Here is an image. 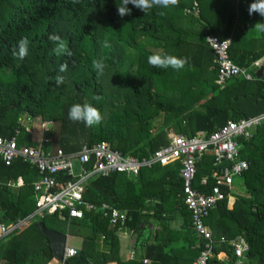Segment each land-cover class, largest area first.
I'll return each mask as SVG.
<instances>
[{
  "label": "trees",
  "instance_id": "1",
  "mask_svg": "<svg viewBox=\"0 0 264 264\" xmlns=\"http://www.w3.org/2000/svg\"><path fill=\"white\" fill-rule=\"evenodd\" d=\"M119 2L0 0L1 138L10 139L19 130L17 145L35 146L33 125L40 119L51 123L46 149L52 154L59 150L74 154L84 146L104 141L124 155L143 158L169 143L166 132L152 126L161 110L169 109L165 115L171 119L165 121L172 120L173 131L187 137L200 131L213 133L229 120L264 113V79H233L218 88L214 83L217 75V67L212 63L214 54L205 43L207 35L220 39L231 37L230 57L241 68L264 57V32H261V46L256 47V39L245 37L236 23V10L242 12L245 22L264 23V17L258 13L249 15L253 0H238L235 7L229 0H178L176 5L167 8L153 7L147 14L129 4L131 14L124 17L117 12ZM161 12L164 15H160ZM194 22H199L203 30L202 34L197 32L199 42L189 40L191 32L187 26ZM235 29L239 33L233 36ZM50 35H59L67 43L71 57L54 54L56 44L49 40ZM23 37L29 40L28 55L20 59L13 55V50L18 51V41ZM153 54L187 57L188 63L179 71L153 67L148 63V57ZM101 58L106 68L104 74L98 76L92 62ZM207 59L209 64L205 62ZM64 63L68 64V70L61 73L59 68ZM204 74L211 81V89L202 93L212 95L197 109L184 113L190 106H179L177 102L174 104L177 108H170L168 98L164 99L165 103L162 101L169 76L192 75L189 77L192 78ZM57 75L65 78L63 84L57 85ZM181 96L185 98L186 94ZM192 96L200 99L198 92ZM86 102L96 107L103 117L101 123L93 127L69 119L71 106ZM237 142L241 146L240 159L248 164L241 177L244 191L235 193L217 183L212 177L215 168L211 155H205L197 163L193 188L202 194L209 193L216 185L223 190L224 200L210 211L204 223L214 239L242 237L248 251L238 263L229 245L218 244L214 247L215 256L207 264H264V127H257L249 138H239ZM84 168L88 170L91 165ZM179 169L177 163L142 169L139 183L121 174L90 179L83 199L93 205L92 209L81 208V216L70 220L65 214L64 218L57 214L34 218L0 240V264H48L54 259L50 242L41 233L39 223L58 233L70 231L82 236L81 248L67 264H94L98 257L94 251L95 240L101 235L109 247V253L99 255L101 264L112 260H119L118 264H138L119 259L116 232L123 227L134 232L143 229L141 225L149 216L146 201L158 202L153 207L152 217L164 221L167 219L162 215L171 210L167 204L181 203L179 211L185 219L183 234L189 241L183 248L189 255L188 262H181L192 264L202 242H197L191 234V214L179 198L182 188ZM145 177L149 184H145ZM18 178L23 182L20 187L15 190L7 187L9 181L16 183ZM38 178L36 169L21 159L9 166L0 159V223L11 224L34 213L33 185ZM203 178L206 183L201 185ZM229 195L235 198L231 208L228 207ZM108 209L124 210L125 221L112 225L105 215ZM154 241L152 252L146 251L150 259L160 264H180L176 256L180 247L165 251L168 243H161L159 235ZM192 246L195 247L190 249ZM221 251L227 252L226 261L216 258Z\"/></svg>",
  "mask_w": 264,
  "mask_h": 264
},
{
  "label": "built area",
  "instance_id": "2",
  "mask_svg": "<svg viewBox=\"0 0 264 264\" xmlns=\"http://www.w3.org/2000/svg\"><path fill=\"white\" fill-rule=\"evenodd\" d=\"M205 43L214 54L217 67L215 84L222 87L231 79L252 80V74L245 68L237 66L230 57V38L220 39L214 35H207ZM23 124V122H22ZM50 122L44 121L40 125L43 133L49 134ZM25 126V125H24ZM257 127H264V113L256 116L229 120L213 133L203 131L187 137L185 135H169V143L158 148L148 157L138 158L124 155L114 149L107 142H100L91 147L84 146L79 152L67 154L59 150L52 154L46 149L48 138H41L37 146L17 145L19 130L10 138L0 137V159L9 166L16 159L34 167L38 173V180L34 183L35 211L33 216L59 215L74 219L81 216V208L92 209V205L84 202L83 193L90 179L108 177L121 174L128 178H135L142 169H151L155 165L167 167L179 164V178L182 188L179 198L191 214L190 229L194 236L202 242L198 257L192 264H207L215 256L214 247L219 243L229 245L234 257L240 263L248 251V244L242 237L227 240L221 237L218 241L212 237L204 220L217 204L224 200L226 194L218 186L212 187L207 194H202L193 188L197 163L205 156L214 158L212 177L218 184L224 185L229 191L233 187L234 179L241 178L248 169L246 161L240 159L239 138H249ZM29 133L30 129L26 127ZM76 164L79 170L75 172ZM91 165L86 170L84 167ZM63 176V179H62ZM206 183V178L201 184ZM112 225L125 221L126 215L117 209L105 212ZM31 217L19 220L11 225L0 224V240L10 235L16 229L29 224ZM77 254L75 249L65 247L60 264H67ZM139 264H157L147 258L141 259Z\"/></svg>",
  "mask_w": 264,
  "mask_h": 264
},
{
  "label": "crops",
  "instance_id": "3",
  "mask_svg": "<svg viewBox=\"0 0 264 264\" xmlns=\"http://www.w3.org/2000/svg\"><path fill=\"white\" fill-rule=\"evenodd\" d=\"M229 1L231 3V6L235 7L238 4V0H229ZM236 13L238 16V20H236V23L241 28L239 31L241 33H243V35L247 38L256 39V41H257V43H255L256 47H259V45L261 46L260 39H261L262 33L254 30L256 23H259V22L258 21H254L251 23L245 22L244 20H242V12L240 10H236ZM189 26H187V28L191 32V34L189 36L190 42H199L200 37L199 36H198V38L196 37L197 32L200 31L201 34L203 33L202 32L203 30H202L199 22H194L190 27ZM238 33H237V29H235L233 32V36L237 35ZM228 38L231 39V37H228ZM231 41H232V39H231ZM208 52H210V51H208ZM207 60H208V62L207 61H205V62L209 64V59H207ZM210 62H211V60H210ZM212 63L215 65L214 58L212 60ZM245 69H247L252 74V80L254 78H257L256 77L257 71L260 69H264V57L255 61L250 66L245 67ZM190 76H192V75H190ZM190 76H185V77H181V76L179 77L177 75L169 76V81L167 83V90L165 91V95L167 97L165 95H162L163 97L161 98L162 101H164V99L168 98L166 101L167 106H169L170 108H171V106L174 108H177L178 106H176L174 104H177V102H180L179 106H182V105L183 106H190L187 108L186 112H184V113H187V112H190L191 110H193V108L197 109L199 107L200 103H203L205 99L209 98L212 95L210 93L206 94V95L204 93H202V91L209 92L211 89V86H209L211 81L209 80V77L207 76V74H204L203 76L189 78ZM257 79H264V78L261 77V78H257ZM231 80H233V79H231ZM231 80H229V81H231ZM239 80H242V79H239ZM204 81L207 82L208 84H205ZM229 81H227V82H229ZM227 82L222 87L218 86V88H220V89L223 88L227 84ZM214 83H215V79H214ZM162 84H164L163 81H162ZM197 92L200 94L199 100L193 99L196 96H192L193 93H197ZM181 94H186V97L184 96L185 98H183L181 96ZM164 103H165V101H164ZM166 110H169V109L167 108ZM166 110L165 111L161 110L158 113V115L156 116V118L152 122V126L156 130H158V129L164 130L166 132L167 138L169 140V135H180V134H177L173 131L172 120L165 121L166 119H171L170 117L166 118V115H165ZM41 123H42V120L38 119L37 121H35V124L33 125L34 129H35V132H34L35 136H34L33 141L37 142V144L35 146H37L39 144V141L41 138H48V136H46L47 133H43V136H42V131L40 129ZM23 124L26 125L25 122H23ZM50 128H51V124H50L49 130H50ZM32 135H33V133H32ZM129 179L130 180L133 179L134 181H136L138 183L140 181L139 176H137L135 178H129ZM145 180H146V177H145ZM149 182L150 181H148V179H147L145 184H149ZM22 183H23L22 179L18 178L16 183L9 181L7 183V187L15 190L18 187H20L22 185ZM233 185H234V183H233ZM137 188H138V185H137ZM231 190H232V192H234L233 187L231 188ZM227 199H228V207L231 208L233 205V202L235 201V198L233 196L229 195ZM157 203L158 202H155V201H146V204L148 205L147 214L149 216H146L145 224L141 225V227L143 229H141L139 232H134V231L129 230L128 228H125V227L120 228L116 232V235H117L118 240H119L118 257L121 261H123V262L134 261V262L139 264L141 259L147 258L150 261L155 262L152 259H150V257H148V255H146V251L150 250V252H152V247L155 245L154 239H155V237H158V235H159V240L161 243H168L167 246L164 248L165 251H167L171 247H177V248L180 247V249L177 250V252H176V256L179 258L180 264H182L181 260H183L184 262H188V258H189L188 256L189 255L185 250H183L184 247H187L189 245V241L185 238V234H183V231L185 229H182V228L185 224V219L183 218L182 214L179 211V204H181V203H179V201H176V203L178 204L176 206H173L174 204H172V203L167 204V205H169V208L171 210L162 215L163 218L167 219L166 221H164L163 219L160 220L158 218L152 217V215L154 214L153 207L156 206ZM88 205H91V204H88ZM92 207H93V205H92ZM95 209H96V207H95ZM100 210L103 211V208H100ZM117 210H120L121 212H123L126 215V212L124 210H121V209H117ZM0 216H1V214H0ZM28 217H31L29 220V223H30L31 221L34 220V218L36 216H33V213H32L29 216H27L26 218H28ZM26 218H24V219H26ZM17 221H19V220H17ZM186 222H187V220H186ZM0 224H4V223H0ZM11 224H13V223H11ZM11 224L9 223V224H4V225H11ZM206 227L209 229L208 226H206ZM166 228L168 230H166ZM171 232H173V233H171ZM190 232L193 235V232L192 231H190ZM62 234H66V236L68 235L67 232H64ZM215 240L218 241L219 239H215ZM160 242H158V243H160ZM197 242H199V240H197ZM219 244H221V243H219ZM65 247H68V246L66 245ZM193 247H195V246H192L190 249H193ZM94 251L98 253V257L95 259L94 264H101L100 263L101 257L99 258V255L101 253H104V254L109 253V247L106 245L105 238L102 235L96 237ZM184 258H186V259H184ZM216 258L220 261H226L228 259V254L226 251H221L216 255ZM118 261L112 260V261L107 262L106 264H118ZM155 263L160 264L158 262H155ZM48 264H60V261H58L54 258Z\"/></svg>",
  "mask_w": 264,
  "mask_h": 264
},
{
  "label": "clouds",
  "instance_id": "4",
  "mask_svg": "<svg viewBox=\"0 0 264 264\" xmlns=\"http://www.w3.org/2000/svg\"><path fill=\"white\" fill-rule=\"evenodd\" d=\"M74 2H76V0H74ZM177 3L178 0H120L117 4V12L121 17L130 15L131 9H129L128 5L131 4L135 8L140 9L147 14L148 10L153 7L167 8L170 5H176ZM248 12L249 15L258 13L260 16L264 17V0H253L248 8ZM159 14L164 15L163 12ZM254 30L264 32V23H256ZM49 40L56 44V47L53 50L55 55L60 56L62 54H66L71 57L72 53L69 51L67 43L62 40L59 35H50ZM28 45V38L23 37L18 41V51L14 49L13 55L18 56L20 59H24L28 55ZM104 46L108 47V44L105 43ZM148 63L153 67L165 69L171 67L172 69L179 71L188 63V58H180L174 55L153 54L148 57ZM92 66L98 76L104 74L106 64L103 58L99 60L94 59ZM67 70V63L62 64L59 68L61 73L66 72ZM64 79L65 78L61 75H57L55 77L57 85L63 84ZM97 99H99V97H97ZM69 119L74 122H83L86 127H93L94 125L101 123L103 117L96 107L86 102L84 104H73L69 109Z\"/></svg>",
  "mask_w": 264,
  "mask_h": 264
},
{
  "label": "water",
  "instance_id": "5",
  "mask_svg": "<svg viewBox=\"0 0 264 264\" xmlns=\"http://www.w3.org/2000/svg\"><path fill=\"white\" fill-rule=\"evenodd\" d=\"M256 77L264 78V69L258 70ZM39 229L41 233L48 238L54 258L58 261H61L67 241L66 234L46 229L43 223H39Z\"/></svg>",
  "mask_w": 264,
  "mask_h": 264
},
{
  "label": "rangeland",
  "instance_id": "6",
  "mask_svg": "<svg viewBox=\"0 0 264 264\" xmlns=\"http://www.w3.org/2000/svg\"><path fill=\"white\" fill-rule=\"evenodd\" d=\"M46 136H48V135L46 134ZM79 168H80L79 165L76 164L75 172H77L79 170ZM244 189H245V187H244V184L242 182V178L236 177L234 179L233 191L235 193H242L244 191ZM67 234L68 235H67L66 245L72 249L79 250L81 248L82 242H83L82 236L75 234L74 232H70V231H68Z\"/></svg>",
  "mask_w": 264,
  "mask_h": 264
}]
</instances>
